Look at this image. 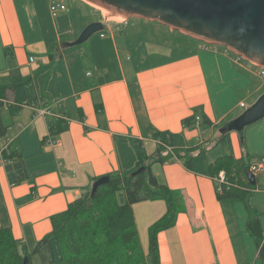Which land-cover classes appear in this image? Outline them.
Returning <instances> with one entry per match:
<instances>
[{
  "label": "crops",
  "instance_id": "crops-1",
  "mask_svg": "<svg viewBox=\"0 0 264 264\" xmlns=\"http://www.w3.org/2000/svg\"><path fill=\"white\" fill-rule=\"evenodd\" d=\"M50 3L0 0V82L15 74L29 80L26 104L11 116L1 111L8 128L0 147L8 143L20 153L28 179L12 185L8 162L0 160V228H10L31 249L51 231L50 217L66 210L95 179L135 170V143L152 157L153 134L168 133L174 150H197L190 169L175 156L151 166L180 205L174 224L157 235L160 264H261L243 202L219 200L208 170L223 155L212 154L219 128L264 92L259 67L220 46L203 49L199 41L149 20L93 19L75 32L63 12L51 15ZM98 21L106 32L91 36L84 47L62 46ZM14 97L7 90L4 104ZM36 108L67 118L59 120L66 129L53 145L48 121L32 119ZM233 155L264 159V118L245 128ZM31 190L34 197L24 201ZM249 206L259 214L264 234V171L255 174ZM165 211L161 200L133 205L144 250L149 227Z\"/></svg>",
  "mask_w": 264,
  "mask_h": 264
},
{
  "label": "trees",
  "instance_id": "trees-1",
  "mask_svg": "<svg viewBox=\"0 0 264 264\" xmlns=\"http://www.w3.org/2000/svg\"><path fill=\"white\" fill-rule=\"evenodd\" d=\"M5 55L11 58V51L5 49ZM28 81L20 74H15L7 82H0V140L5 137L8 128L2 120L1 111L6 108L7 113L13 115L26 104ZM7 90L13 91L15 99L12 103L4 104ZM208 122L205 119L204 123ZM48 126L50 140H54L55 136L66 129L65 123L59 120H48ZM153 135L154 141L171 146L172 152L162 156L165 149L156 145L155 156L149 157L141 145L135 143L138 156L135 170L121 175H107L108 182L93 195H90V187L69 203L66 210L52 215L51 231L31 249L19 243L10 228H0V264H33V258H37L40 264H160L157 235L174 224L180 205L173 191L154 175L151 166L155 163L163 164L175 156L190 169L194 159L191 153L197 149L174 150L172 135L160 132ZM228 136L220 134L217 145L227 147ZM238 144L242 146L243 142L238 139ZM3 158L8 162L5 168L12 185L28 179L24 165L18 160L21 158L19 152L9 145ZM249 166L250 160L243 155L236 157L223 154L209 164L208 170L212 179L219 171H223L230 183L228 189L222 188L221 193L216 189L219 200L236 198L243 202L248 213L246 229L257 247L261 264H264V234L259 214L249 206V196L255 188V185L249 184L245 175ZM140 167H145V170L134 174ZM33 197L31 190L24 201ZM154 200L163 201L166 211L149 227L148 245L144 250L135 223L133 205ZM24 257H27L26 263L23 262Z\"/></svg>",
  "mask_w": 264,
  "mask_h": 264
},
{
  "label": "water",
  "instance_id": "water-1",
  "mask_svg": "<svg viewBox=\"0 0 264 264\" xmlns=\"http://www.w3.org/2000/svg\"><path fill=\"white\" fill-rule=\"evenodd\" d=\"M83 1L127 19L154 21L199 42L225 47L244 61L264 69V0ZM103 30L102 22L89 23L74 41L63 42L62 46L81 45ZM263 118L264 92L238 116L224 123L218 132L221 135L236 132L242 143L245 128ZM144 170L145 167H140L134 174ZM245 175L249 184L255 185V176L249 169ZM108 180L107 176L96 179L91 185L90 195ZM23 262H27V257Z\"/></svg>",
  "mask_w": 264,
  "mask_h": 264
},
{
  "label": "rangeland",
  "instance_id": "rangeland-1",
  "mask_svg": "<svg viewBox=\"0 0 264 264\" xmlns=\"http://www.w3.org/2000/svg\"><path fill=\"white\" fill-rule=\"evenodd\" d=\"M64 2H65V5L67 7V9H66L67 11L63 12L64 13L63 15L66 17V20L69 21V23L71 24V27H70L71 30H75V32H78L82 25H84L85 23H87L88 21L93 20V19H97V20L99 19L105 23H112V21H121L122 22V21L127 20V18L124 19L121 17H117V15L112 14V13L107 14V13L103 12L102 9L98 8L97 6L90 5L83 0H64ZM130 19L132 20L135 18H130ZM133 21H135V20H133ZM105 28H106V25L104 24V30L102 32H106ZM99 34H100V32L94 34L91 38L95 39L98 37ZM90 39L87 41V44L89 43ZM87 44H86V42H84L81 45L74 46V48L84 47ZM210 48H212V46H210ZM223 48L225 49L224 52L227 51L229 54H233L230 51H228L225 47H223ZM236 56H238V55H236ZM243 111H244V109H243ZM9 116H11V115H9ZM228 140H229V145L227 147L218 145L216 150H214V152L212 154H218L219 155L222 153L223 154H233V153L236 154V153H238L239 152V144H238L237 133L236 132H230L229 136H228ZM33 260H34V264H39V261L37 258H33Z\"/></svg>",
  "mask_w": 264,
  "mask_h": 264
},
{
  "label": "built area",
  "instance_id": "built-area-1",
  "mask_svg": "<svg viewBox=\"0 0 264 264\" xmlns=\"http://www.w3.org/2000/svg\"><path fill=\"white\" fill-rule=\"evenodd\" d=\"M67 7L65 5L64 0H52L49 6L50 13L53 17L57 16L59 13L65 12ZM103 35H101L102 37ZM202 43V42H201ZM210 46L213 47V45H209L206 43H202L201 47L203 49H208ZM216 47V46H214ZM227 52V51H226ZM31 60V59H30ZM260 69V75L264 77V69ZM241 108H245V105L243 103L240 104ZM32 119H43L45 121L48 120H67L61 113L53 111L51 108H36L33 109L32 112ZM155 144L158 146H162L167 152H172V147L167 146L161 141H154ZM48 143L50 145H53L56 143L55 140H50V137H48ZM9 149V144L5 143L0 147V160L3 159V154L7 152ZM249 170L251 173L255 176L256 173L264 171V159H255L254 161L250 162ZM214 182L216 183V189L218 193L222 192V188L226 187L228 189L230 183L228 182V179L223 171H219L218 174L213 178Z\"/></svg>",
  "mask_w": 264,
  "mask_h": 264
},
{
  "label": "bare ground",
  "instance_id": "bare-ground-1",
  "mask_svg": "<svg viewBox=\"0 0 264 264\" xmlns=\"http://www.w3.org/2000/svg\"><path fill=\"white\" fill-rule=\"evenodd\" d=\"M86 3H88V4H90V5H95V4H92V3L87 2V1H86ZM95 6H96V5H95ZM97 7H98V6H97ZM98 8H99V7H98ZM100 9H102V8H100ZM102 11L105 12V13H107V14H110V12H109L108 10L102 9ZM115 15H117V17H121V18H124V19H125V17L122 16V15H119V14H115Z\"/></svg>",
  "mask_w": 264,
  "mask_h": 264
}]
</instances>
